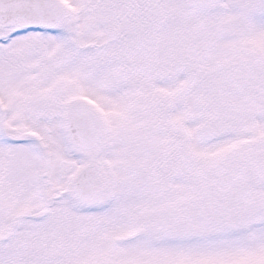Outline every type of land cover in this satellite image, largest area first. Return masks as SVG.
Listing matches in <instances>:
<instances>
[{
    "label": "snow or ice",
    "instance_id": "6c2138e0",
    "mask_svg": "<svg viewBox=\"0 0 264 264\" xmlns=\"http://www.w3.org/2000/svg\"><path fill=\"white\" fill-rule=\"evenodd\" d=\"M0 264H264V0H0Z\"/></svg>",
    "mask_w": 264,
    "mask_h": 264
}]
</instances>
